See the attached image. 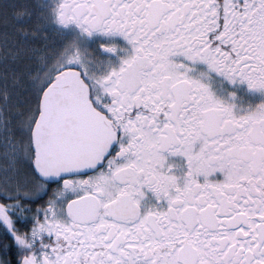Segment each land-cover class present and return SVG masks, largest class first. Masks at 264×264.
<instances>
[{"label": "snow or ice", "instance_id": "1", "mask_svg": "<svg viewBox=\"0 0 264 264\" xmlns=\"http://www.w3.org/2000/svg\"><path fill=\"white\" fill-rule=\"evenodd\" d=\"M225 83L264 93V0H0V264H264V103Z\"/></svg>", "mask_w": 264, "mask_h": 264}, {"label": "flooded vegetation", "instance_id": "2", "mask_svg": "<svg viewBox=\"0 0 264 264\" xmlns=\"http://www.w3.org/2000/svg\"><path fill=\"white\" fill-rule=\"evenodd\" d=\"M72 34H78V29L72 30ZM101 44H115L118 46L117 54L104 53L100 45ZM84 47H86L94 57H100L107 62L111 61L112 66L119 68L120 61L126 58L127 55L131 54V47L127 42L120 36L104 37L101 35H95L91 39L87 40ZM227 93H235L237 97V103L240 108H254L260 103H264V93L253 92L248 89L246 84L230 85L225 83L224 85ZM226 93V94H227ZM241 114H244L241 112Z\"/></svg>", "mask_w": 264, "mask_h": 264}]
</instances>
